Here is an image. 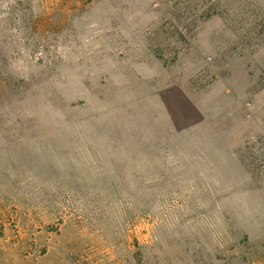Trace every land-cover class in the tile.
<instances>
[{"label": "rangeland", "instance_id": "rangeland-1", "mask_svg": "<svg viewBox=\"0 0 264 264\" xmlns=\"http://www.w3.org/2000/svg\"><path fill=\"white\" fill-rule=\"evenodd\" d=\"M0 264H264V0H0Z\"/></svg>", "mask_w": 264, "mask_h": 264}]
</instances>
